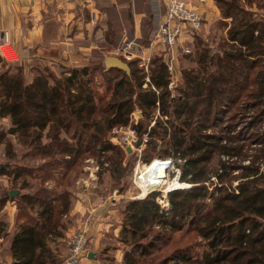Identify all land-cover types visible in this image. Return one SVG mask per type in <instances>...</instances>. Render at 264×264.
<instances>
[{
	"label": "trees",
	"instance_id": "obj_1",
	"mask_svg": "<svg viewBox=\"0 0 264 264\" xmlns=\"http://www.w3.org/2000/svg\"><path fill=\"white\" fill-rule=\"evenodd\" d=\"M214 2L223 17H231L225 41L230 48H222V44L211 47L195 34L193 51L178 55V58H187L190 65L182 67L183 81L174 87V94L168 87V70L161 54L151 57L147 74L132 61H128L129 74L120 68L106 67L100 47L93 49L98 56L96 62L73 66L59 63L64 65L61 74L44 68L37 56L33 57L36 64L31 73L26 71L25 64L16 61H4L0 66V116H9L12 121L7 131L0 130V143L4 133L15 134L31 154L36 151L74 154V160H69L67 167L89 152L92 142L94 145L100 142L105 131L114 124L128 123L130 113L137 107L143 113L136 125L141 135L156 108L167 116L165 122L171 127L169 134L172 133L171 151L165 147L155 154L150 153L157 144L156 138L148 139L147 149L143 148L144 160L170 156L180 165L181 178L192 184L169 193L167 211L160 209L155 192L142 199L126 200L118 240L130 244L131 249L125 250L119 261L107 254L102 256L110 246L98 247L92 258L101 263L264 264V15L258 11L264 9V0ZM114 14L111 11V23L104 35L106 42L113 44L120 37L119 26L113 22ZM147 17H151L150 13ZM95 70L109 74L105 88L111 91L110 97H102L93 85ZM146 76L149 87L143 86ZM245 95L246 100L239 105L251 108L249 125L253 127L256 122L258 127L243 132L240 138L243 141L237 144L234 141L239 138L229 133L231 129L216 133L211 128L217 112L229 105L234 107ZM239 105L230 111L229 121L238 113ZM205 111L209 113L201 119ZM49 123L52 131L42 148L34 141L38 129ZM62 131L70 138L61 137ZM168 132L157 119L149 135L164 139ZM239 133L242 135V131ZM102 145V149L110 148L109 143ZM125 153L122 146L117 147L115 154L119 159H112L115 179L119 177L116 174L122 169L120 161ZM221 153L227 158L218 157L212 165L210 159ZM57 159L45 162L50 166L47 170L59 163ZM5 169L0 166V173H5ZM1 192V209L10 199L23 203V213L30 203L34 204L32 199L47 202L49 208L37 215L26 213L19 222L9 244L14 263L59 264L56 241L64 237L65 229L70 227L65 226L66 219L59 215L70 211L69 190L63 189L57 195L56 200H64L59 209L52 197H48L46 188L13 197L10 190ZM189 217L188 225L181 232L185 238L170 253L158 260L146 258L145 254L162 236L181 229L185 218ZM8 228V221L0 219V236H4Z\"/></svg>",
	"mask_w": 264,
	"mask_h": 264
},
{
	"label": "rangeland",
	"instance_id": "obj_2",
	"mask_svg": "<svg viewBox=\"0 0 264 264\" xmlns=\"http://www.w3.org/2000/svg\"><path fill=\"white\" fill-rule=\"evenodd\" d=\"M206 4V5H205ZM202 4L203 12L205 14V20L204 25L201 28L200 32L198 33L202 39V41L206 44H208L211 47L217 48L220 44H222V48H230L227 44H225V41L227 40V30L228 27L231 24V17H223L221 14L220 8L215 4L214 0H206V3ZM10 5L11 1L7 0V9L4 11L3 16H1V24L4 22V24L7 25L9 21L12 19H15V21H18L14 24L13 29L11 27L8 28V25L3 26V29H9L11 30L12 34L14 32L16 38V44L20 43L21 51L17 50V48L14 46V56L8 57L6 54H4L0 50V66L4 65V61L12 62L16 61L18 64H25L26 71L28 73H31L30 70L33 68V66L36 64V61L33 59L34 56H28V49L26 47V44L24 42L26 34L30 32V29H33V27L36 25L33 23L30 14V11H27V8L23 10H18V17H12L10 16L11 12L14 11V7L12 11H10ZM156 6L152 7V15L151 17H146L143 21V31H146V34H141L140 37H137V42L142 45L143 47H148L150 44V31L157 23V18L155 17V14H157L158 9H154ZM62 9V8H61ZM60 7H58L56 4H54L51 8L48 10V17H56V21H60L61 19L58 18L60 11H62ZM85 9V8H84ZM260 15H264V9L258 10ZM88 17V20L90 23H88V26L85 25V23H82V26L77 27V25H72L69 28H72L73 31L77 32L75 42L73 43V47L77 49L78 55V62L77 65H83L89 62H96L98 56H96L93 53V47H89L92 41L94 40L96 36V32L99 31L101 34L105 35V29H106V17L105 19L96 18V20L91 23L92 17H94L87 9V13L85 14ZM157 16V15H156ZM10 18V19H9ZM85 18V16H84ZM117 18V17H116ZM18 19V20H17ZM87 19V18H86ZM41 20V18H40ZM53 20V19H52ZM116 20V19H115ZM227 22V23H226ZM132 24V21H131ZM54 25V23H53ZM56 25V24H55ZM97 25V27H96ZM115 25L118 26L117 22L115 21ZM93 28V29H92ZM51 30H55L52 26L50 27ZM1 30V29H0ZM103 30V32H102ZM79 33L78 35V32ZM120 39L118 38L117 43L121 40L122 34L119 33ZM128 35V34H127ZM145 36V37H144ZM199 36V37H200ZM58 39V38H57ZM105 41L103 44H100L99 52L101 56H106L107 54H111L110 50L111 48L116 45L117 43H111V41L106 42V38H104ZM56 39L48 40L46 42H42L39 44L38 49L41 50L39 54L38 62L44 66L46 69H51L54 72H58L61 74V71L63 70L64 65H59V63H62L61 60H56L55 58H44L43 55L48 54L49 48H56V53L58 54V46L59 42L56 41ZM12 44V43H11ZM82 46V47H81ZM84 47V48H83ZM160 46L156 45L154 47L153 55L160 54L161 50L159 49ZM52 50V49H51ZM75 50V49H74ZM191 50L193 51V47L191 46ZM52 52V51H51ZM152 55V56H153ZM151 56V57H152ZM18 57V59H16ZM150 57V59H151ZM134 64L138 67H141L137 60H133ZM150 62V61H149ZM178 62V68L179 71L177 72V78H176V84H174L172 87V93H175L174 87L178 86L182 83V67L190 65V62L185 57L177 58ZM149 66V65H148ZM142 68V67H141ZM143 70H145L143 68ZM145 73L147 74V70H145ZM30 76V75H29ZM109 74H104L100 70H95L93 73V85H95L96 89L100 94H102V97L106 95L105 97L108 98L111 95V91H107L105 88V80L108 78ZM148 77V76H146ZM145 77V82L143 83L144 87L148 86V79ZM32 78V75L29 77V79ZM169 87V86H168ZM153 89V86H151ZM246 95L242 97V99L239 100L237 105L234 107L226 106L223 108L222 111L217 112V115L215 116V121L212 122V130H214L216 133L221 132L223 129L225 133L228 131L225 128L231 129L229 131L230 134H236L239 139H236L234 143L240 144L243 139H240L241 136H244L243 132H248L253 130L252 128H257L258 125L256 123H253V127L249 125L250 117L252 116V110L251 108H244V105H239V103H243L246 100ZM239 105L238 113L234 116L232 121H229V114L231 110H234ZM230 108V109H228ZM137 110L140 111V116L138 120L143 117L142 110L137 107ZM209 113V112H208ZM207 113V114H208ZM206 111L204 114H201L202 117L207 116ZM213 116V112L211 115V118ZM151 119L149 120V123L146 125V130H148V127L150 126L149 132L152 130L153 126L155 125L156 120H160L161 126H165L169 132L167 135H165L164 139L157 137L156 135L150 136L148 133V139H154L156 138V147H154L153 151L150 153L155 154L159 151H162L163 148L168 147L167 149L171 151L172 149V133L171 127L169 126L168 122H165L167 120L166 115H162L159 113L158 108L155 109L153 114L150 116ZM249 121V122H248ZM130 122V121H129ZM126 123V124H129ZM230 125V126H229ZM12 126V121L9 116L1 117L0 116V130L7 131ZM262 127V126H261ZM157 130V127H156ZM51 123H49L45 128H39L37 131L38 137L35 139L34 142L36 144L40 145V147L43 148V144L47 142V139L51 133ZM242 131L241 133H239ZM69 137V134H66L65 131H62L61 137ZM143 136L141 133H139V137ZM147 139V140H148ZM0 143V166L6 167L5 173H0V196L3 194L2 190H11L17 189L18 193L25 191H36L37 188H46L49 190V196L52 197L51 200H53V204L55 203L58 209L63 205H61L63 201H58L57 195L63 190H69V196H68V203L70 206V211L63 214H60L59 216L63 217V220L66 224L65 226H70L65 229V235L64 237L58 238L57 242V253L59 254V257L61 259V264L67 255L68 252V246H67V236L68 234L76 229H85L81 226V223H89L90 221H96V218H101V221H104L106 219L110 220L111 225L110 229L107 231L108 236L112 237L111 240L105 241L102 247H105L106 245L110 246L109 249L104 251L102 256H109L113 258H117L119 261L122 260L123 253L125 250L131 249L130 244H126L122 241H119V232L122 226V220H123V207L126 200H131V195L137 193L138 187H136L132 182L133 177V168L135 165V162L140 159L142 161L144 160V152L143 148L148 146V144H144L141 147V150L137 149H131L126 152L122 156L121 168L119 169L118 178H113L112 173V159H119L118 156H116L115 152L117 150V147L120 149L121 144L117 143V141L112 140L110 129L105 131L104 136L102 137L100 142L91 143V149L89 152L84 153L80 155V157L77 159V161L67 167V163L69 160H74V154L71 155H64L65 153L62 152V154H54V153H42L40 151H36V153L31 154L26 146L23 145V143L20 141L19 137L15 134H5L3 135ZM104 142L106 144L109 143L110 148L109 149H102ZM147 142V141H146ZM118 144V145H117ZM232 144V143H230ZM120 145V146H119ZM246 147V146H245ZM39 148V150L44 151L46 149ZM147 149V147H146ZM116 158H113L115 157ZM54 157H58L59 163L54 164L51 168L47 170L49 164L45 165V162L48 160L53 159ZM156 157V156H155ZM214 158L210 159L211 164H215V160L220 157L221 159L227 158L226 154L221 153L220 155L213 156ZM152 167L146 165L144 172L147 173L150 171ZM29 173V174H27ZM160 176H163L160 174ZM236 181L233 183L235 184ZM214 186V184H213ZM34 189V190H33ZM210 189V187H209ZM14 195V196H15ZM12 196V195H11ZM13 197V196H12ZM54 198V199H53ZM77 198L81 201V203H84L82 211H78L77 213H71L73 206L77 202ZM169 199V194H168ZM34 204L30 203L32 205L28 207L29 209L26 210V213L31 212L32 215H37L38 213H41L45 209H49L48 203L44 202L41 203L40 201L31 200ZM170 203V201H169ZM17 201L16 199H10L7 201L5 206L1 209L0 207V219H5L8 221V230L7 233L4 236H0V264H15L13 259L11 258L10 252H9V244L11 242V238L13 233L16 231L17 226L21 220H23V217L26 213H23V203ZM62 208V207H61ZM57 209V210H58ZM56 210V211H57ZM161 211V210H160ZM18 213L21 216H18ZM189 218H185L183 222V226L181 229L170 232L167 234V236H162L160 238V241L155 247L151 248V250H148V252L145 254L146 258L153 257L154 260H158L160 257H163L170 253V251L175 247V245L183 240L185 237L181 234L182 229H184L188 225ZM197 224V221L196 223ZM117 226L116 229L113 230V227ZM156 227V226H155ZM87 231V230H86ZM116 231V232H115ZM88 233V231H87ZM188 237H192V235H189ZM194 237V236H193ZM200 238V237H199ZM53 243V246H55V243ZM100 246V247H101ZM138 254V253H135ZM141 256V254H139ZM87 257V255H86ZM111 261H106L105 263H101V261H93V262H86L85 264H109Z\"/></svg>",
	"mask_w": 264,
	"mask_h": 264
},
{
	"label": "built area",
	"instance_id": "obj_3",
	"mask_svg": "<svg viewBox=\"0 0 264 264\" xmlns=\"http://www.w3.org/2000/svg\"><path fill=\"white\" fill-rule=\"evenodd\" d=\"M206 0H163V9L158 13L157 23L150 31V44L143 47L137 42V37L124 35L114 45L110 53L128 61L137 60L139 65L148 71L150 57L154 47L160 46L159 52L168 70V86L176 84L177 72L179 71L177 58L179 53L191 51L192 40L204 25L205 14L203 7ZM206 5V4H205ZM11 39L8 32L0 30V50L4 45H10ZM18 59V57H16ZM148 79V77H146ZM155 89V87L153 86ZM140 111L134 109L130 113L129 124H114L111 129L112 140L121 144L124 149L141 150L148 139V130L139 137L137 132ZM180 159H178V162ZM152 167L147 173L145 166ZM164 168V175H159V170ZM133 184L138 187L137 193L131 195L132 199H142L149 193L155 192V201L161 210L167 211L170 207L168 194L177 189L191 186V182L181 178L180 165L172 157H153L149 161L138 159L133 168ZM86 229H76L67 236L68 252L61 264H81L87 255L86 245L88 242Z\"/></svg>",
	"mask_w": 264,
	"mask_h": 264
},
{
	"label": "crops",
	"instance_id": "obj_4",
	"mask_svg": "<svg viewBox=\"0 0 264 264\" xmlns=\"http://www.w3.org/2000/svg\"><path fill=\"white\" fill-rule=\"evenodd\" d=\"M11 1L10 11H12L14 7V11L11 12L10 16L15 17L18 15V10H23L27 8V11H30L32 14L31 19L33 23L36 25L33 29H30V32L26 34L25 44L27 47V51L29 53L28 56H39L40 51L38 49L39 44L42 42H46L48 40L56 39L59 42L58 46V54L53 53L56 52V48H49L48 54L43 55L44 58H55L56 60H61L62 64L66 66L77 65L79 60L77 54V49L74 48L73 43L75 42V38L77 32L73 31L72 28H69L72 25H77V27L82 26V23L88 26L90 23L88 17L85 15L87 13V9L91 11L92 17L91 23H93L96 18L106 19V29L109 26V18L111 15V11H114L113 22H117L119 26V32L124 35H132L136 37H140L143 31V21L147 17V13L152 15V7L156 6L154 9H158L155 17L158 18V13L163 9V0H9ZM54 4H56L62 11L58 16L60 21H56V17H48V10ZM85 8V9H84ZM7 9V0H0V29L1 31L8 32L11 43L9 46L15 50L14 46L21 51L20 43H15L16 38L15 34L11 32L9 29H3L5 26L4 22L1 24V16H3L4 11ZM128 10V13H127ZM131 15V18L128 16ZM157 15V16H156ZM51 16V15H49ZM85 16V18H84ZM117 17L116 20L114 17ZM41 18V20H40ZM87 18V19H86ZM10 19V18H9ZM16 19V18H15ZM15 19H12L7 23L8 28L13 26L16 22ZM53 19V20H52ZM56 19V20H55ZM18 20V19H17ZM132 21V24H131ZM54 23V25H53ZM56 24V25H55ZM6 25V26H7ZM53 27L55 30H51L50 27ZM73 27V26H72ZM97 27V25H96ZM93 29V28H92ZM105 29V31H106ZM103 32V30H102ZM48 34L47 37L45 36ZM81 33L80 31L78 32ZM96 36L89 47L99 48L100 42L104 40V35L99 31L96 32ZM122 36V37H123ZM58 38V39H57ZM55 41V42H56ZM82 47V46H81ZM84 48V47H83ZM52 49V50H51ZM75 49V50H74ZM52 51V52H51ZM84 203L77 198V202L73 206L71 213H77L78 211H82L84 207ZM83 225V226H82ZM111 222L106 219L101 221V218H96V221H90L89 223H81V226L88 231V242L86 245L87 253L94 251L103 245L105 241H109L112 237L108 236L107 231L110 229ZM117 226L113 227V230L116 229ZM116 232V231H115ZM93 256H87L82 259L81 264H85L86 262L90 263L96 261L92 258Z\"/></svg>",
	"mask_w": 264,
	"mask_h": 264
},
{
	"label": "water",
	"instance_id": "obj_5",
	"mask_svg": "<svg viewBox=\"0 0 264 264\" xmlns=\"http://www.w3.org/2000/svg\"><path fill=\"white\" fill-rule=\"evenodd\" d=\"M104 63L106 67H116L124 70L127 74L130 73V64L126 60L122 59L121 57L114 55V54H107L104 57ZM126 149L128 151L131 150L130 146H127ZM11 195L14 196L16 193H18L17 189H12L11 190ZM87 256H94V253L92 251L87 253Z\"/></svg>",
	"mask_w": 264,
	"mask_h": 264
},
{
	"label": "bare ground",
	"instance_id": "obj_6",
	"mask_svg": "<svg viewBox=\"0 0 264 264\" xmlns=\"http://www.w3.org/2000/svg\"><path fill=\"white\" fill-rule=\"evenodd\" d=\"M3 50H4L5 54H6L8 57H13V56H14V51H13V49H12L11 46H9V45H4V46H3ZM160 174L164 175V168L159 170V175H160Z\"/></svg>",
	"mask_w": 264,
	"mask_h": 264
}]
</instances>
